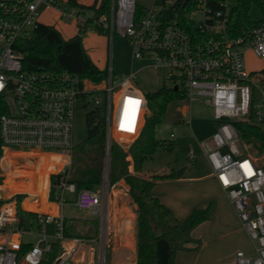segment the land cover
Listing matches in <instances>:
<instances>
[{
	"label": "built area",
	"instance_id": "2783aa9c",
	"mask_svg": "<svg viewBox=\"0 0 264 264\" xmlns=\"http://www.w3.org/2000/svg\"><path fill=\"white\" fill-rule=\"evenodd\" d=\"M41 6L58 11L67 21L85 22L82 9L69 6L67 0L63 5L57 0H0V175L9 169L2 165L9 153L59 155L63 164L51 174L61 175L50 201L58 209L57 213L34 211L39 225L27 229L19 224L15 194L0 197V264H40L53 241L59 243L60 251L49 264H77L72 257L78 247L92 242L96 244V264H105L103 231L95 240L63 232L62 207L70 195L69 202L78 210H87L101 221L106 214L105 191H76L68 180L75 145L74 113L76 107L90 104L92 109H100L106 134V172L111 137L118 133L134 140L150 111L145 94L135 84L137 71L115 77L112 52L106 77L98 82L76 74L54 76L46 70L24 69L16 43L42 23L38 19ZM232 6V0H154L149 7L136 0H112L109 35L111 40L115 35L126 38L132 58L160 71L163 85L176 87L173 90L183 96L178 100L203 98L212 108L217 128L200 146L212 176L252 243L250 250L236 251L234 264H264V154L241 138L235 123H247L264 132V64L250 70L246 66L249 52L264 60V17L232 33ZM106 20L94 22L102 26ZM190 159H195L192 152ZM25 235H35L36 242H25Z\"/></svg>",
	"mask_w": 264,
	"mask_h": 264
},
{
	"label": "rangeland",
	"instance_id": "374dc122",
	"mask_svg": "<svg viewBox=\"0 0 264 264\" xmlns=\"http://www.w3.org/2000/svg\"><path fill=\"white\" fill-rule=\"evenodd\" d=\"M63 5L65 0H57ZM80 5L89 6L94 0H76ZM154 0H136L143 6L149 7ZM78 8H80L78 6ZM38 19L53 26L59 31L64 39H70L77 34L82 38V46L90 56L95 65L101 69L109 64V56L113 54V72L116 78L127 76L132 71H137L135 84L143 93L153 92L163 84L162 73L148 67L145 61L132 58V49L128 40L122 36L115 35L111 40L109 35L111 28V13L106 15H95L94 11L83 8L82 16L86 21L88 18L104 20L102 27L107 29L108 34L98 32L96 29H89L79 33V25L75 21H67L60 17L58 11L41 6L39 8ZM251 21H258L263 18L262 12L252 6L248 12ZM107 23V27L105 24ZM264 64V60L252 53L246 54V66L250 69H258ZM103 98V95H100ZM92 109V105L86 108L76 107L73 120V141L74 144L82 142L87 137L86 113ZM217 122L213 118L212 108L203 102V98L189 101L187 99L173 100L166 108L164 121L155 128V137L171 143L168 150L156 149L154 154L147 157L141 167V172L134 174L149 177L151 174H162L175 172L184 168L182 175L174 179L159 181L154 188V194L158 195L166 204L173 208L176 215L184 217L195 207H204L208 203L211 205L209 220L196 226L192 231V236L196 242L187 244L190 251H178L174 256L175 264H234L237 250L248 251L252 247L247 235L239 230L240 223L234 210L230 206L225 193L218 187L216 180L209 177V166L203 155L200 144L208 140L216 131ZM173 134V136H172ZM114 133L111 141L117 142L120 146L128 148L132 144L133 138ZM53 152V151H52ZM194 155V161L190 159V154ZM63 164L62 158L56 154L46 152H23L9 153L5 156L3 168L9 167L0 175V197L6 198L15 194H24L20 202V207L28 211L24 202L29 197L27 191H34L37 186L43 187L47 181V188L43 187L44 194L38 195L40 203L50 204L47 200L49 174L56 172ZM47 177H45V175ZM117 186L118 196L114 202L108 199L109 190ZM110 188L102 186L98 188L105 191L107 202L105 206V219L92 217L87 210H78L71 202L73 195L69 196L68 203L62 207L65 216L78 220L80 223L85 220L98 219L99 234L101 231L106 239L105 264H133L135 257H127L123 253H118L116 248L128 249L131 246L133 237L134 220L133 215L136 208L131 202L127 185L122 181L114 184ZM46 193V195H45ZM9 194V195H8ZM47 200V201H46ZM39 207V206H38ZM58 207L55 206V210ZM108 209L109 212H108ZM132 226V227H131ZM131 227V228H130ZM53 232V227H50ZM98 238H93L94 240ZM23 240L35 243V235H25ZM117 241V243H116ZM128 258V259H127ZM77 264H87L98 262L96 244L88 243L78 247L77 252L72 257Z\"/></svg>",
	"mask_w": 264,
	"mask_h": 264
},
{
	"label": "trees",
	"instance_id": "16d2710c",
	"mask_svg": "<svg viewBox=\"0 0 264 264\" xmlns=\"http://www.w3.org/2000/svg\"><path fill=\"white\" fill-rule=\"evenodd\" d=\"M111 1L94 0L91 5L85 6L77 3L76 0H67V4L92 10L98 16H108ZM232 2L230 15L232 33H238L254 23L248 16L252 6L258 8L264 17V0H232ZM91 28L108 34L107 29L93 22V18H88L79 25V33L86 32ZM16 48L22 54V65L27 70H46L54 76L64 73L76 74L95 82L104 79L107 74V68L97 67L84 50L80 34L70 39H64L57 29L48 24L39 23L28 37L18 40ZM145 98L150 114L145 118L143 128L132 144L128 148H124L117 142L110 141L106 175L107 188L122 181L128 186L127 193L131 202L136 205V257L133 264H157L156 239L152 234L155 226L163 228V237L168 244V261L170 264H175L176 252L180 250L190 251L187 244L196 242L192 236L193 229L202 222L209 220L212 208L208 203L204 207L192 208L186 216L179 217L172 207L153 192L159 181L176 178L175 172L153 173L149 177L133 173L141 172L143 161L152 156L156 149L168 150L171 148L170 142L156 139L155 128L164 121L167 105L173 100L183 98V96L179 91L162 85L153 92L145 93ZM235 123L241 138L250 143L258 151V154H264V132L247 123L238 121ZM86 125L87 137L73 146L68 172V180L75 184L76 191L98 189L103 186L105 179L106 134L99 108L90 109L86 113ZM122 127L132 129L128 125ZM1 155L2 150L0 149ZM130 166L133 172L130 171ZM60 175L54 173L49 176L47 194L49 201L54 200V183ZM43 187L47 188V181ZM43 187L37 186L34 191H27L29 197L24 202L26 208L38 211L40 204L38 195L44 194L42 192ZM16 196L19 224L27 229L37 228L39 225L37 214L20 207L22 197L25 195L16 194ZM2 202L3 199H0V204ZM97 220H85L80 223L78 220L65 216L63 218L64 235L98 237L99 221ZM59 251V243L57 241L51 242L50 248L45 252L40 264H49Z\"/></svg>",
	"mask_w": 264,
	"mask_h": 264
},
{
	"label": "crops",
	"instance_id": "0c3cea01",
	"mask_svg": "<svg viewBox=\"0 0 264 264\" xmlns=\"http://www.w3.org/2000/svg\"><path fill=\"white\" fill-rule=\"evenodd\" d=\"M208 166H209V164H208ZM209 169H210V166H209ZM209 177L215 180V178L212 176L211 169H210V172H209ZM117 184H118V182H117ZM116 187L117 186H115L114 188L109 190L108 199H109V203H110V208L112 206L111 203L114 202V199L117 198V196H118V190H117ZM127 190H128V187H127ZM133 205L136 208V205L135 204H133ZM55 206H56L55 204H52V203L47 204V203H45V201H43L42 203L39 204L38 211H46L47 210V211L52 212V213H57V210H55ZM109 210L110 209H108V212H109ZM111 210H112V208H111ZM135 217H136V214L134 212V215H133V220H134L133 237H132V241H131L132 243H131L130 248L128 249L127 247H123L121 244H120V247L116 248L117 245L116 246L113 245V247H115V249L118 250V253H123V255H126L127 257H129V256L135 257V255H136ZM239 230H242L241 227H239ZM116 243H117V241H116Z\"/></svg>",
	"mask_w": 264,
	"mask_h": 264
},
{
	"label": "water",
	"instance_id": "95a60500",
	"mask_svg": "<svg viewBox=\"0 0 264 264\" xmlns=\"http://www.w3.org/2000/svg\"><path fill=\"white\" fill-rule=\"evenodd\" d=\"M176 90V87L173 88ZM184 171V168H180L176 171V176L180 177ZM107 170L105 172V179H104V186L107 184ZM107 197L106 193L104 196V206H106ZM153 237L156 239V257H157V264H170L168 261V244L166 240L164 239V230L160 226H155L152 231Z\"/></svg>",
	"mask_w": 264,
	"mask_h": 264
}]
</instances>
